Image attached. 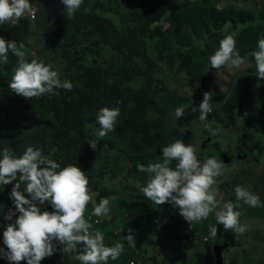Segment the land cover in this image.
I'll list each match as a JSON object with an SVG mask.
<instances>
[{"label": "trees", "instance_id": "obj_1", "mask_svg": "<svg viewBox=\"0 0 264 264\" xmlns=\"http://www.w3.org/2000/svg\"><path fill=\"white\" fill-rule=\"evenodd\" d=\"M94 1L84 0L80 10L74 16L71 29L64 31L63 34H79L85 40L96 36L94 47L98 54L108 61L101 67H96L88 56L68 55L66 59L68 67L64 68L62 74L58 76L62 81H70L73 84L72 90L55 89L51 94L46 93L35 98L33 104L35 107L38 105L39 113H41L40 111L45 112L56 123L53 129V138L56 142L52 148L53 152L51 154L42 153L55 160L61 167L69 164L80 167L89 180L90 193H98V202L101 198L109 199L110 196L119 195L121 199L116 201L122 203L124 195L142 199L143 194L137 193V195L130 188L107 184L105 180L112 181L121 173V169L116 166L108 174H92V169L89 167L91 158H98L109 148L118 149L128 155L134 162L136 170H138L137 165L142 161H145L146 166L149 163L160 162L162 160L161 150L167 144L176 140L184 142L182 129L185 126L191 123H202L204 127V122L199 120V110L192 111L193 107L199 106L203 96L197 99L198 102H193L185 107L184 115L177 118L174 110L177 107H183L184 98L176 96L160 79L154 77L159 70L157 64L164 62L172 67L178 63L180 68L188 72L192 83L199 82L204 87L207 84L202 83L206 82L205 78L207 79V77H205V71L203 73V68L207 61L205 62L204 58L198 57V54H206L210 58L214 50H218L220 41L226 35H234L236 39L235 51L243 58V53L250 49L248 43L251 40L248 36L250 34L255 36L264 27L259 28V24H256L255 28L251 25L244 26L238 32V37L243 40L242 42L236 36L234 27L253 21L255 14L252 10L241 7H223L220 9L210 7L209 22L202 28L195 23L196 21L189 15V11L196 8V5H194L196 2H202V8H205V0H144L141 3V6L144 7L143 10H128V20L125 29H123L124 25L122 26L118 12L104 11L94 5ZM112 13L117 15V17L112 15L116 17V20L111 16ZM166 16L172 24L179 23L175 30L170 29L165 32L162 27L153 26L154 23L162 21ZM11 26L7 25V28H0V36L3 32L7 36L5 37L6 40L21 42L27 33L26 24L23 20H19L18 24L14 27ZM21 26H24L23 31L19 29ZM244 32L245 34H243ZM69 35L67 34V41ZM202 35H205L203 37L205 38L204 42L196 43V36ZM212 42L215 45L217 44V49L210 47ZM46 44V47L51 51L60 46L63 57L67 56L70 51V48L67 47L68 44ZM26 59L29 62L33 60L32 58ZM0 66L4 67L5 73L12 78L13 70L17 66V57L9 52L8 62L0 64ZM207 82L212 85L215 93L211 101L213 110L209 113L207 122L212 119L218 120L221 124L220 128L224 130L228 118H232L233 122L235 120L236 123L234 124L239 127H236L235 130L226 129L225 134L238 135L235 140V143L238 140L235 148L237 147L239 152L237 156L235 154L234 156H226L227 152L219 153L220 150H218L215 153L208 151V148H206L198 158L215 156L222 164L229 162V160L231 162L233 157L238 158L239 156L256 160V155L264 151L254 153L253 148L243 147L246 139L252 137L248 130L252 128L254 123L251 120V115L247 113L239 115V109H242L245 97L236 99L221 95L222 104L219 105L215 98V96L220 95L216 88L218 82L213 84L210 78ZM14 100L19 110L26 106L22 96L16 93H14ZM105 106L118 107L120 115L114 130L101 139L96 135L100 129V125L96 123V113L101 107ZM239 120L243 121L242 128L239 125ZM91 141H97L96 149L90 147L89 142ZM22 154L15 153L14 155L18 157ZM175 166L176 162L173 161L170 167L175 168ZM239 173H252V170L241 169ZM216 179L221 180V176L216 177ZM222 185H226V182H220L219 187H222ZM12 186L13 184L4 186V200L8 209L14 207L9 195ZM23 187L24 185H21V190H23ZM217 200L220 203L229 202L230 200L234 204L237 203L235 194L231 196L228 194L224 196V199L217 198ZM151 204L152 201L150 200L148 205ZM43 206L42 212L54 211L50 204H44ZM169 206L170 210L174 209L171 204ZM90 208L86 207V214L93 211ZM166 212L167 210H160L156 213L160 219L159 226L151 228L149 222L146 223L143 236H145V239L150 240V238L155 239L156 234H159V245L162 246L160 264H181V260H184L183 257H180L181 248L174 246L173 249L172 246V254H167V250L171 248V245L164 243L159 231L168 232L167 235L170 238L178 239L182 242V245L190 237L189 227H186V224H184L186 220L179 212L176 213L174 220L167 219V222H165L166 217L163 214ZM134 214H136V211H129L130 217ZM178 214L180 218H178ZM11 222L13 221H6L0 217V247L5 249L3 231L7 224ZM126 226L128 232L125 230L119 236L116 235L106 246H112L117 242L122 243L123 246L125 243L128 245L127 240H124V236L129 234V229H132L133 232H135V229L132 228L130 223ZM221 228L224 230L222 225ZM170 231L171 234L169 235ZM77 248L82 249V247ZM153 250L156 251L155 247ZM67 253L69 252L63 253L62 246L57 245V251L52 256L43 259L40 264H54L57 257ZM138 254L140 256L136 257ZM126 255L127 253L121 254L117 259L120 264H125ZM133 257L141 259L143 252L139 251ZM111 263L116 264L117 262L112 260ZM20 264H27V262L21 261Z\"/></svg>", "mask_w": 264, "mask_h": 264}, {"label": "clouds", "instance_id": "obj_2", "mask_svg": "<svg viewBox=\"0 0 264 264\" xmlns=\"http://www.w3.org/2000/svg\"><path fill=\"white\" fill-rule=\"evenodd\" d=\"M61 2L64 15L72 19L84 0ZM37 11L30 0H0V24L11 23L15 26L25 15L34 19ZM235 48V36L226 35L220 41L219 49L209 58L211 68H240L244 58ZM9 52L17 57V66L8 85L13 93L24 98H37L51 94L55 89L72 90L73 84L62 81L51 66L35 59L29 62L23 42L17 43L0 36V64L8 62ZM250 55L255 59L257 78L264 79V38L259 39L258 50ZM214 95L212 91H205L199 106L192 108L194 112L199 110V120L204 122L205 129L213 136L216 130L207 122V118L213 110L211 101ZM184 111L183 107H177L175 116L182 117ZM119 115L118 107L105 106L98 110V138L102 139L114 130ZM89 145L96 149L97 141H91ZM161 152L160 162L137 165L138 171L149 174L146 185L141 189L147 199L156 205L169 203L178 208L179 214L189 223V229L191 224L207 219L214 212L217 223L209 225L213 238L217 236L218 224L225 231L233 232L237 238L245 233L246 226L241 224V213L237 210L241 205L229 201L220 208V201L216 198L218 189H214L213 185L223 170V164L217 157L198 158L196 149L181 140L167 144ZM0 154V185L13 184L9 195L14 206L5 214L6 221L13 222L8 223L3 231L6 249L0 247V258L6 259L9 264H20L21 261L40 264L57 251V245H61L63 253H66L76 252L78 245L82 244V251L76 257L81 264H108L109 258L113 261L119 259L124 251L123 244L117 242L106 246L101 233L104 230L110 233L108 220H104V216L110 215L109 199L101 198L92 213L84 217L92 196L89 180L80 167L71 164L61 167L45 156L40 148L32 146H28L18 157L8 149ZM173 161L176 162L175 168L170 167ZM21 185H24L23 190ZM235 195L237 201L250 207H264L257 194L240 185L235 187ZM44 204H50L54 211L42 212L39 205ZM113 238L115 236L110 237L108 243ZM203 239L206 240L205 237ZM124 240L135 245L132 229H129Z\"/></svg>", "mask_w": 264, "mask_h": 264}, {"label": "rangeland", "instance_id": "obj_3", "mask_svg": "<svg viewBox=\"0 0 264 264\" xmlns=\"http://www.w3.org/2000/svg\"><path fill=\"white\" fill-rule=\"evenodd\" d=\"M143 1L144 0H96L94 1V5H97L104 11L118 12L121 17L120 19L122 22V26L124 25L123 29H125V24L128 20V10H143L144 7L141 6V3H143ZM202 4V2H196V4H194L196 5V8L189 11V15L193 17L194 21H196L195 23L202 28H204L209 22L210 7H216L218 9L223 7H241L252 10L254 12L255 18L253 19V21H249L246 24L234 27L237 37L239 36V30H242L244 26L251 25L253 28H255V25L259 24V28L264 27V0H205V8H202ZM35 7H37L39 11L37 19L38 25L43 32L40 39L58 40L53 43L60 45L62 42V44H68L67 47L70 48L69 53L64 57L60 46L53 49L54 55L56 57H53V55H51V57L60 64V68L68 67V62L66 59L70 54H72L73 56H88L93 61L96 67H101L108 61L107 59L101 57L94 47L96 36L85 40L79 34L71 35V33H67L70 34L67 41V34L61 33L60 35L58 29L55 28L57 27L58 22L53 18L50 19L52 21H49L48 17L46 18L47 12L44 3L37 2L35 3ZM112 15H115L117 17V15L114 13H112L111 16ZM116 17L113 18L116 20ZM8 24L11 25V23ZM178 25L179 23L172 24L171 22H169L167 20V16L162 19V21H158L153 24L154 27H162L165 32L170 29L175 30ZM243 34H245V32ZM63 35H65V37H63ZM204 36L205 35L196 36V43H203L205 40V38H203ZM63 38L65 39V41L63 40ZM248 38L251 40V42H254L248 43L250 49L247 52L243 53L242 56L244 60L240 68L225 66L221 67L219 70L213 68L210 69L208 55L202 54V56L201 54H198V57L202 59L204 58L205 62L207 61L204 65L203 73L206 70H209L208 73H210H205V77H207V79L204 77L206 82L202 84L207 85H204V87H202L201 83L199 82L192 83V79L189 77L188 72H186L185 69L180 68L178 63H176L175 66L170 67L164 62H159L157 64V68H159V70L154 77L160 79L164 83V85H166L170 89V91L175 93L176 96L178 95L179 97L184 98L183 108L188 107L193 102H198L197 99L202 96V92H213L212 85L207 82V80L209 81V78L213 84H216L218 82V87L216 86V88L218 89L220 95L215 96V98L217 100L216 102L219 103V105L222 104L221 95L231 96V98L236 99L245 97V102L241 107L242 109H239V115L241 116L243 113L251 115V120L254 121V123L252 128L248 130L252 134V137L246 139L243 147L253 148L254 153H258L259 151H264V79L257 78L255 59L250 55V53L258 50V41L259 39L264 38V29L261 28L255 36L254 34H250ZM238 39L241 40V38L239 37ZM241 41L243 42V40ZM210 47H212L213 49H217V44L215 45L214 42H212ZM215 51L217 50H214V53ZM5 72L6 70L4 69V67H0V152H2L4 149H8L14 154L24 153L28 146H32L34 148H40L44 154H51L53 152L52 148L56 144L53 138V129L56 125L55 121L52 120L47 114H45V112L40 111L41 113H39L38 105H36L35 107V105L33 104V100L35 99V97H22V100L26 102V106H24L25 108L23 109V111H19L18 106L14 100V93L8 87L11 81V77ZM208 122L211 124V127L216 130V135H210L209 132L203 127L202 123H191L190 125L185 126L182 129L185 139L184 143L186 145H192L196 149L197 156L202 154V152L206 148H208V151L210 152L217 153V151L220 150L219 153H222L223 151L227 152L226 156H234V154L237 156V153L239 151L237 147L235 148V144H237L238 140L236 141V143L235 140L238 138V135L233 133L225 134L226 129L235 130L236 127H239L238 125L234 124L236 123L235 120L233 122L232 118H228L226 120V126L224 130L220 128L221 124L218 120L212 119ZM240 123L241 120H239V125L241 126ZM218 142H220L221 144H219ZM0 156H2V154H0ZM142 159L144 158L142 157ZM223 160L225 162V158ZM231 162L223 163L222 175H220L221 180L219 181L215 178L216 184L213 185L214 189H218L220 182H226V185L223 186L224 189L228 190V192L234 193L235 187L237 185H240L241 182L237 178H239V174L243 175V173H239V170L237 169L238 166L234 167ZM140 164L145 165V161L140 162ZM251 165L252 164H250V166ZM114 166L120 168L121 173L112 181L105 180L107 181V184H110L111 186L130 188V190L132 189L133 192L143 194L141 189L146 185L149 179V174L136 170L134 162L128 157L125 152L118 149L109 148L98 158H91L89 160V167L92 169L91 173L96 175L98 173L108 174L109 171H112ZM251 170L252 172L257 171V166H251ZM261 171L264 173V164L261 166ZM228 176H234L236 179L227 181ZM248 184L250 186H255V182H245L244 186L246 187ZM4 186L5 185H0V217L3 220H6L5 214L8 211V206L4 200ZM91 193L90 195L92 196V199L88 203L87 207H91L90 209L93 210L94 207L99 204V202L97 201L98 193ZM132 197L124 195L122 197V203H117L116 200L121 199V197L119 195L110 196V215L105 216L110 218L107 219L108 222L113 217H117L116 224L119 226L123 225L122 228L124 229V231L126 230V232H128V230L126 229L127 219L130 218L131 221H129V223L133 226L135 223L139 222V220L140 223L142 222V225L145 226L147 220L149 219V216L147 218L145 214H141L142 216H140L138 215V213L147 212L146 207L150 200L143 195V198L140 201L134 203L133 201L135 200L131 199ZM39 206L41 209L44 208L43 205ZM246 207L250 206L246 205ZM151 208L155 213H158V211L160 210H167V212L163 214L166 217L165 222H167V219L174 220L176 213L179 212V209L175 207L174 209L170 210L169 203L156 205L152 202ZM129 211H136V214L130 217ZM86 215L87 214L85 213L84 217H86ZM153 215L154 214L150 215L153 220V225H151V228H153L154 226H159L158 222L160 220L155 216L153 217ZM157 217L159 218L158 215ZM178 218H180L179 214ZM200 222H196L190 225L189 233H192V228H195L200 224ZM186 227H189L188 223L186 224ZM159 233L161 234L160 237L163 238L165 244H170V242L173 240V245L170 244L171 251L172 246L173 249L174 246L179 248L177 239L170 238V236L167 235L168 232L161 230L159 231ZM133 234L135 237V245H127L126 243L124 245V251L122 254L127 253L125 264L127 262L128 264H137L140 262L142 264H147L146 262H144L145 258L142 257L141 259H136L135 257H133L134 254L139 252L136 250H138L140 245L143 243L145 244L147 249H153L155 247L157 259L155 258L151 262V264H160V254L162 246L159 245V234H156L155 239L152 240L145 239L141 231H139V233L133 232ZM170 234L171 231L169 232V235ZM205 238L207 240V237ZM230 241L232 240H229L226 243ZM156 242L157 244H155ZM184 243L186 244L185 241ZM81 246L82 244L78 245V247ZM79 251H82V249L77 248L76 252H69L63 256L57 257L54 264H57L59 261V264H81V262L76 258ZM139 256L140 255L138 254L136 257ZM192 256L193 254L190 253L189 250H180V257L191 259ZM234 256L235 253L231 251H229L225 255L220 254L219 256L215 251H213L210 255L208 254V262L210 264H232V259ZM65 258H70V260L64 262ZM0 264H9V262L4 258H0Z\"/></svg>", "mask_w": 264, "mask_h": 264}, {"label": "crops", "instance_id": "obj_4", "mask_svg": "<svg viewBox=\"0 0 264 264\" xmlns=\"http://www.w3.org/2000/svg\"><path fill=\"white\" fill-rule=\"evenodd\" d=\"M37 2H41V1L40 0H30V3L36 9L37 7H35V3ZM38 15H39V11H37L36 17L34 19H31L30 16L28 15H25L24 17L20 19V20H23V22L27 26V33L25 37L23 38V40L21 41L25 44L26 58H32L38 61H42L46 65L51 66L52 70L56 71L58 75H61L63 71L62 69L64 68H60L59 66L60 64L57 63L56 60H54L51 57V55H53V57H56L54 56V51H51L46 47L47 45L46 42L53 43L58 40H47V39L41 40L40 39L43 32L41 31L38 25V21H37ZM47 17L49 21H52L50 20L48 16V12L46 14V18ZM7 25L9 24L8 23L0 24V28H7ZM11 27H14V26L12 25ZM55 28L58 29V31L60 32V35L61 33L62 34L65 33L64 31L62 32V28L60 27L59 24ZM19 29L20 31H23L24 26H21ZM1 36L4 38L7 37L3 32H1ZM63 37H65V35H63ZM63 40L65 41L64 38ZM24 108L20 109L19 111H23ZM263 155H264V152L258 153L256 155V160H252L250 158H244L240 156L238 158L233 157L231 159V161L234 160L233 162H231L232 165L234 167L238 166L237 168L238 170H241V169L247 170V169H251V166L253 165L257 166V171H254L252 173H246L243 175L239 174V178L237 179L241 182L240 186L247 188L249 191H251L254 194H257L262 204H264V173L261 171V166L264 164ZM227 163H230V161ZM250 164L252 165L249 166ZM235 179L236 178L234 176L227 177V181H231ZM245 182H255V186H250L248 184L245 187L244 186ZM219 188H218L216 198L224 199V196H227L228 194L230 196L235 194V192L231 193V192H228V190H224L223 185L222 187H219ZM132 199L135 200V201L132 200L134 203L141 200L139 198H136L135 196H133ZM236 202L241 205L237 210L241 213L240 215L241 224L246 226L245 233L240 235L237 238L233 232L222 230L221 225L218 224L217 225V228H218L217 236L215 238L211 237L209 233V225H216L217 222L216 220H214L215 214L213 216V213H210L207 219L202 220L199 225H197L195 228H192V233H190V237L186 239L187 241H185L186 245H185V248L183 249L189 250L190 253L193 254L192 258L191 259L189 258V261L191 264H210L208 262V259H209L208 254L210 255L213 251H215L218 256L220 254L225 255L229 251L235 253V256L232 259V264H264V207H255V208L246 207L247 204H244L242 201L236 200ZM225 203H227V201H225ZM223 204L224 203H220L219 205L220 208L223 207ZM146 208H147V212H142V213L139 212L138 215L145 214L147 218L149 216L147 223L149 222V225H153L152 224L153 220H152V217H150V215L154 214L153 217L155 216L157 219L159 218L157 217L156 213L152 210L151 205L147 204ZM106 219H110V218L104 216V220ZM116 221H117V217L116 218L113 217L107 223L109 224V231L114 230V229L119 230V233H118V236H119L124 231V229L122 228L123 225H120V226L117 225ZM129 221H131L130 218L127 219L126 224H128ZM159 223H160V220L158 224ZM187 223H188L187 221L184 222V224H187ZM188 226H189V223H188ZM145 227L146 225L143 226L142 222L140 223V220L139 222L135 223L134 226L132 225V228L134 229L136 228L135 232L139 233V231H141L143 235L145 233L144 232ZM204 237H207V240H204L203 239ZM150 240H152V238H150ZM229 240H232V241L226 243ZM177 241L180 242L179 247L181 248L182 242L179 241L178 239ZM202 241H205V242H202ZM172 243H173V240L170 242V244L173 245ZM155 244H157V242ZM81 247L83 248V246ZM136 251L143 252V258H145L144 262H146L147 264H151V262L156 258V254H157L156 251H154L152 248L147 249L144 243L141 244L139 249ZM167 254H172L171 249H168ZM109 259L110 261L108 262V264H113L111 263L112 261L111 258ZM69 260L70 258L69 259L65 258L64 262H67ZM116 262H117L116 264H120L118 260H116ZM59 263L60 261L57 264Z\"/></svg>", "mask_w": 264, "mask_h": 264}, {"label": "water", "instance_id": "obj_5", "mask_svg": "<svg viewBox=\"0 0 264 264\" xmlns=\"http://www.w3.org/2000/svg\"><path fill=\"white\" fill-rule=\"evenodd\" d=\"M44 3L46 11L48 12V16L50 19H54L58 22L63 31H67L71 29L74 18L68 19L64 15V5L61 0H40ZM209 72V70H207ZM205 71V73H207Z\"/></svg>", "mask_w": 264, "mask_h": 264}, {"label": "built area", "instance_id": "obj_6", "mask_svg": "<svg viewBox=\"0 0 264 264\" xmlns=\"http://www.w3.org/2000/svg\"><path fill=\"white\" fill-rule=\"evenodd\" d=\"M37 14V12H36ZM36 17V15H35ZM31 18V17H30ZM33 19V18H31ZM204 93L202 92L201 95H203ZM90 231V230H89ZM91 233V232H90ZM103 234V237H104V243L107 244L110 237H114L115 235H117L119 233V230H111L110 233L108 234L107 230H104L103 232H101Z\"/></svg>", "mask_w": 264, "mask_h": 264}, {"label": "flooded vegetation", "instance_id": "obj_7", "mask_svg": "<svg viewBox=\"0 0 264 264\" xmlns=\"http://www.w3.org/2000/svg\"><path fill=\"white\" fill-rule=\"evenodd\" d=\"M207 71V70H206ZM207 73H208V71H207ZM208 74H210V73H208ZM241 128L243 127V121H241ZM185 243H183L182 245H181V249H183V248H185ZM181 264H191L190 263V261H189V259H186V258H184V260H181Z\"/></svg>", "mask_w": 264, "mask_h": 264}]
</instances>
